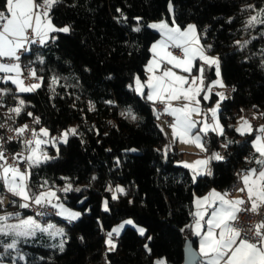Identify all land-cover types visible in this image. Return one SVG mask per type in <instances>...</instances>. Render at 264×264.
Masks as SVG:
<instances>
[{
    "label": "trees",
    "instance_id": "16d2710c",
    "mask_svg": "<svg viewBox=\"0 0 264 264\" xmlns=\"http://www.w3.org/2000/svg\"><path fill=\"white\" fill-rule=\"evenodd\" d=\"M247 5L261 9L264 0H59L52 7L53 23L59 28L69 26L70 31H58L59 41L31 46L23 57L41 70V86L18 94L11 82L0 85L11 90L6 94L11 103H16L14 96L22 97L24 113L39 117L38 128L46 127L51 136L76 124L77 135L58 147H48L53 159L32 168L29 185L39 193L73 183V189L80 191L60 195L82 215L73 226L65 225L63 252L44 234L22 243L30 260L42 255L45 259L36 264H99L106 249L110 264H155L157 259L182 264L195 196L211 188L227 189L237 169L255 164V132L241 135L234 127L242 108L255 105L264 110V25L246 27L251 9ZM4 6L5 0H0V10ZM160 19L181 27L194 23L205 46L211 45L220 58L225 85L235 88L233 96L221 102L224 135L209 132L205 141L208 155L232 141L227 160L211 161L210 176L194 180L191 169L178 163L182 151L173 149L165 156L162 147L167 137L153 102L129 88L136 76L145 73L151 46L160 37L149 25ZM136 27L140 31H134ZM236 41L248 43L241 47ZM204 75L207 86L215 76L213 67ZM53 77L58 83L52 82ZM90 105L94 111H89ZM44 181L48 184L42 189ZM118 185L127 195L117 193L119 199L112 200L107 189L114 191ZM95 193L108 200L109 211L89 201L80 204ZM127 219L144 227L145 234L127 226L118 236L116 250L107 251L104 232Z\"/></svg>",
    "mask_w": 264,
    "mask_h": 264
},
{
    "label": "snow or ice",
    "instance_id": "6c2138e0",
    "mask_svg": "<svg viewBox=\"0 0 264 264\" xmlns=\"http://www.w3.org/2000/svg\"><path fill=\"white\" fill-rule=\"evenodd\" d=\"M59 0H5V10L0 11V60L3 58H10L15 61L12 63L0 62V81L8 82L17 86V92H33L41 86L40 83L25 86L22 76V67L19 63L20 55L18 52H27L26 45L32 43L45 44L49 39V34L52 32L70 31L69 26L56 28L51 21L49 15L52 7L57 4ZM252 5H247L246 8H252ZM117 11H120L117 9ZM7 13V14H6ZM126 19V18H125ZM137 21L141 18L136 17ZM256 24L264 25V8L258 10L257 15L250 16L246 21V27H254ZM149 27L158 29L162 38L152 45L151 51L153 58L146 66V70L151 73L146 82H141L137 76L134 78V85H129L133 91L145 97L148 101L159 102L164 105L163 113H166L174 118L171 128L172 141L169 145H165V156L169 151H172V145L177 141L180 143L192 144L200 149L201 152H207L208 148L205 146V141L209 131L224 135V127L220 124L218 118V110L220 102L227 99L223 92H218L219 97L215 107L209 109L213 123H208L207 113L203 114V119L200 121L193 119V114L201 115L199 107L200 99L198 97L203 94V99L208 100L209 94L213 87H225L223 80L220 78V58L218 56L208 55L203 45H200L199 38L196 34V26L188 25L185 29H181L178 25L170 27L166 21L152 23ZM134 31H140L139 27L134 28ZM31 34V35H30ZM35 37V39H33ZM241 47L248 42H235ZM180 48L183 50V56L173 55L168 51L169 47ZM208 49L211 45L207 46ZM199 59L203 63L198 66L194 61ZM42 62V61H41ZM171 65L166 69L161 70V65ZM212 68L215 66L216 80L211 81L205 86V71L206 67ZM27 69L28 66H25ZM173 69H180L187 75H178ZM194 69L198 73L192 75ZM157 71L160 74L157 75ZM14 74V75H13ZM28 74L40 81L43 77H37L35 69H29ZM52 82L58 83L55 77ZM147 88V93L144 89ZM233 91L235 88L233 87ZM10 89H0V100L3 94L10 93ZM183 100L182 106L174 107L172 101ZM106 103H113L107 101ZM257 107V106H253ZM25 108V101L20 99L15 107L8 109V113H14L15 117H20ZM95 106L90 105L89 111H94ZM155 112V109H154ZM28 116H33V113L27 112ZM131 115V112H129ZM7 115V114H6ZM124 115V113H122ZM159 118L160 113H156ZM264 116V112L260 113ZM15 117L9 115L8 119ZM133 120L136 119L132 115ZM255 118V117H254ZM33 122L40 124L39 117H33ZM5 123H0V128H5ZM8 131L14 132L15 136H8V141L20 139L24 143L28 155L23 153H16L13 155L14 160H24L27 163V168L21 170L18 165L9 164L5 156V149L3 148V137H0V183L3 184L4 189L11 193L13 197L19 198L20 208H30L38 206L41 210L37 213L38 216L45 217L51 215L47 209L55 210L58 216L66 217L69 221L77 220L82 213L73 211L63 203L60 202V197L57 192L51 188H47V181H44L40 187L47 188L45 191L34 193L31 191L29 180L32 175L31 169L38 167L42 163L47 162L53 157H49L43 150L42 145L48 143L55 144L57 140L63 143L68 142V136L77 135L76 127L64 130L59 137H51L49 129L41 127L39 131L29 125L24 124L20 127L12 128L8 126ZM26 131L31 132L32 139L22 140ZM241 135H252L254 132L259 133L255 135L252 141V146L255 152L259 153V157L255 159V164L259 167L247 169L244 174L237 173V176L242 181L243 187L238 189L240 192H246L247 200L244 199H228V191L223 193L212 189L209 194L197 200L199 208L201 203H207V206L212 209L209 218L206 220L207 229L201 232L203 225L201 221L204 220V212L197 211L195 215L196 220V235L200 236L199 241V256L201 257L199 264H264V221L255 225H249L248 230L254 232V236H248L243 228L237 227L238 215L241 212H252L259 214L260 209L264 207V125H260L254 129L251 122L241 117L240 126L235 129ZM107 135V133H105ZM47 138V139H45ZM232 141L223 144L222 147L227 148ZM132 151H135L133 149ZM224 157L219 152H212L207 158L198 159L192 163L186 161H178L182 163L185 168L192 169L193 179L198 175H212L211 169L208 167L211 161L223 160ZM95 179V177H93ZM80 191L79 188L73 189L71 184L60 189L65 193L69 191ZM112 192L111 199H119L117 193L127 195L125 189L121 186H116L115 191L111 188L107 189ZM5 203L2 196H0V206ZM12 204H16L17 200H12ZM132 203V201H129ZM250 203V208L241 207ZM103 210L109 211L108 200L103 202ZM17 218L16 223H9L10 217ZM124 224H133L131 219L125 221L118 227L112 228L108 233L106 244L108 251L116 250V243L112 240L115 233L119 235ZM139 234L143 236L146 229L140 227ZM47 233L50 238L57 236L63 237L65 235L63 229H56L55 226L49 224L42 227L41 224L34 217L20 218V213H6L0 215V257L5 254H11L10 250H15L20 259H24V254L20 248L22 243H27L29 238L36 237L37 233ZM151 239V237H147ZM81 239H83L81 237ZM65 241L60 240L59 244L52 245L59 248L61 252L64 251ZM148 246L145 245V248ZM15 264V261H14ZM157 264H164L163 261H158Z\"/></svg>",
    "mask_w": 264,
    "mask_h": 264
},
{
    "label": "built area",
    "instance_id": "2783aa9c",
    "mask_svg": "<svg viewBox=\"0 0 264 264\" xmlns=\"http://www.w3.org/2000/svg\"><path fill=\"white\" fill-rule=\"evenodd\" d=\"M33 39H35V37H33ZM30 46L41 47L42 44H39L37 42V43H32V44L26 45L27 48H29ZM172 50L175 54L182 55L180 48H174L173 47ZM25 54H26V52H24V51L18 52V55H20L19 63L21 64V67L23 70L22 71V79H23L25 85L30 86L32 84L41 83L42 81H40V80H38V79H36V78H34L28 74L29 69H35L36 73H37V77H40V76L43 77L41 70H39L34 65V63L24 61L23 57ZM0 62L12 63L15 61L11 60L10 58H3L2 60H0ZM25 66H28V68L26 69ZM0 75H2V74H0ZM2 82H4V81H0V84ZM233 87H234L233 85H229V86L226 85V94L228 96H233V93H234ZM0 89H5V87L0 85ZM215 91H217L216 88H215ZM14 99H15L16 103H11V100L6 97V94H3V98H2V100H0V123L6 124L5 128H0V137L4 138L3 148L5 149V156L7 157L8 163L18 165L21 170H24L27 168L26 161L14 160L13 155L16 153H23L24 156H27L28 155L27 149H26L24 143H22L20 139L13 140V141L7 140L8 136H15L16 135L14 132L8 131V126H11L12 128H16V127H20L24 124H27V125H29V129L34 128L37 131H39L38 130L39 128H38L37 124H35L33 122V117H37V116L33 115L30 117L24 113L25 110L22 112L20 117H15L14 113H8V109L11 107L17 106L20 99L24 100L20 96H14ZM153 106H154L156 112L160 113L159 120L166 121L168 124L173 123L174 118L172 116L166 114V113H163V107H164L163 104L156 102L155 104H153ZM262 112H264V110H261L259 107L249 106V107L242 108L240 111V114L242 116H244L247 120H249L251 122L252 126L256 129L260 125H264V116L260 115V113H262ZM9 115H11L15 118L14 119H8ZM29 139H32L31 132L26 131L22 137V140H29ZM222 145L223 144H221L219 146L218 152L224 157L223 160H227L228 159L227 148L222 147ZM0 163H3V161H0ZM252 166L257 167L256 164H254ZM246 171H247V169H240V168L237 169L235 181L227 188L229 190V192H231V193L235 192L238 189L243 187L242 181L237 176V173L244 174ZM31 173H32V169H31ZM6 193H7V191H5V190L0 192V196H2L4 201H5V203L1 207H3L4 209H9L11 204H12L11 203L12 200H11V197L8 196ZM243 195H244V200H247V196H246L245 192H243ZM241 207L250 208V203H248L247 205L241 206ZM25 209H27L29 212H31L39 221H43L45 219H51V218L59 219V216L55 214V210H53L51 208L47 209V211L52 213V214L45 216V217H41V216L37 215V213L41 210L38 206H33L30 208H25ZM64 221H65L66 227L69 228V227L73 226V221H68V220H64ZM262 221H264V207H262L260 209L259 214L252 213V212H241L238 215V222H237L236 226L243 228L244 231L247 232L248 236L252 237V236H254V232L249 231L248 226L249 225H255V224L260 223ZM107 233L108 232H104V241L105 242H106V238H108ZM76 238L80 244L83 243V239H81V235H79V234L76 235ZM112 240L115 243H117L118 242V235L113 234ZM158 261H163L164 264H168L167 262H165L162 259H157L155 261V264H157ZM99 264H110L108 261V258L106 256V249H103V251H102L101 260H100Z\"/></svg>",
    "mask_w": 264,
    "mask_h": 264
},
{
    "label": "rangeland",
    "instance_id": "374dc122",
    "mask_svg": "<svg viewBox=\"0 0 264 264\" xmlns=\"http://www.w3.org/2000/svg\"><path fill=\"white\" fill-rule=\"evenodd\" d=\"M5 9L3 8V9H1L0 11H4ZM258 10L259 9H256V8H251L250 9V16H253V15H257V12H258ZM169 12H170V15H171V17H172V19H173V16H174V8H173V5H172V3H170V5H169ZM7 14V13H6ZM49 15H50V13H49ZM167 20V19H166ZM52 21V20H51ZM157 21H159V20H156V21H152L150 24H152V23H157ZM53 24V23H52ZM257 25H259V24H256L255 26H257ZM54 26L56 27V28H59V27H57L55 24H54ZM254 26V27H255ZM248 28H250V29H252L253 27H248ZM153 29V28H152ZM153 30H155V31H157L158 33H159V31H158V29H153ZM31 47V46H30ZM30 47L28 48V51L30 50ZM205 49H207V47L205 48ZM211 52H212V49L210 48L209 49ZM211 56H218L217 54H215V53H211ZM214 68V73H215V66H213ZM220 78L223 80V77H222V72H221V68H220ZM14 75V74H13ZM21 79H22V76H21ZM217 79V76H216V74H215V76H214V78H212L209 82H208V84L211 82V81H213V80H216ZM23 80V79H22ZM24 82V81H23ZM223 82H224V80H223ZM225 84V83H224ZM14 85V84H13ZM24 85H25V83H24ZM15 86V88H16V92H17V86L16 85H14ZM26 86V85H25ZM214 88H216L217 89V93L218 92H223L224 93V95L226 96V97H228V95L226 94V86L225 87H220V86H215ZM18 94H25V93H31V92H25V93H19V92H17ZM211 99V93L209 94V99H208V101ZM219 100V97L217 96V98L216 99H214V100H212V101H210V104H209V107H208V109H211V108H213V107H215L216 106V104H217V101ZM222 102V101H221ZM221 102H220V107H219V110H218V113H217V115H218V118H219V121H220V124L224 127V124H223V122H222V120H221V118H220V110H221ZM88 104V103H87ZM209 111V110H208ZM204 113H207V111H204ZM203 113V114H204ZM209 113V114H208ZM207 113V115H210L211 116V113L210 112H208ZM203 114H202V119L204 118L203 117ZM241 117H243L242 115H240L238 118H237V125H238V127L240 126V123H241ZM244 118V117H243ZM199 121H200V119H199ZM160 124H161V127H162V129L164 130V132H167V131H169L168 130V127L163 123V122H160ZM72 127H77L76 126V124L75 123H71L70 124V126H69V128H72ZM46 128V127H45ZM68 128V129H69ZM40 129V128H39ZM38 129V130H39ZM224 131H225V128H224ZM259 134V133H258ZM257 134V135H258ZM51 136V135H50ZM60 136V134L59 135H53V136H51V137H59ZM70 136V135H69ZM69 136H68V138H69ZM67 138V139H68ZM45 139H47V138H45ZM59 144H64L63 142H61L60 140H57L56 141V143L55 144H53V143H48V144H46V145H42V148H43V150L46 152V154L49 156V157H51L50 156V154H49V146H53V147H58L59 146ZM166 145V144H165ZM164 145V146H165ZM163 151V153H165L164 152V149L162 150ZM68 184H71L72 185V188H73V183H68ZM68 184H65L63 187H61V186H54L53 188H51V189H53V190H55L56 192H57V195L60 197V202L61 203H63L64 205H65V207H67V208H69V209H71V210H73V211H77V212H81L82 213V211L80 210V209H78V208H76V207H72L71 205H69V203L67 202V200H66V197H64V196H61L60 195V192H63V191H60V189H62V188H64L65 186H67ZM4 188V187H3ZM5 190V189H4ZM47 190V189H46ZM6 191V190H5ZM45 191V190H44ZM115 191V190H114ZM69 192H71V191H69ZM65 193V192H64ZM8 196H10L11 197V200H17V203L16 204H11V206H10V208L9 209H4L3 207H1L0 206V215H5L6 213H20V218H27V217H29V216H31V217H34L40 224H41V226L42 227H46V226H48L49 224H51V225H53V226H55V228L56 229H63L64 230V233H65V235H66V227H65V224H61V223H59L60 222V220H68L66 217H63V216H59V219H55V218H51V219H45V220H43V221H39L31 212H29L27 209H21L20 207H19V203H18V201H20L19 200V198H17V197H13L12 195H11V193H6ZM85 201H91V203L92 204H95V205H100V207H101V209L103 210V202L105 201L104 199H103V194H100V193H95V194H93V195H90V196H86L83 200H81V202H80V204H82V203H84ZM21 202H23V201H21ZM81 217V216H80ZM79 217V218H80ZM78 218V219H79ZM77 219V220H78ZM77 220H75V221H77ZM127 220H129V219H127ZM127 220H125V221H127ZM69 221V220H68ZM125 221H123V222H121L120 224H118V225H116L115 227H118L119 225H121V224H123ZM9 223H16L17 222V218L15 217V216H12V217H10V219H9V221H8ZM74 222V221H73ZM127 226H131V227H133V228H135L137 231H138V229L140 228V227H142V226H140V225H138L137 223H135L134 221H133V224H131V225H129V224H124V227L123 228H121V230H120V233H119V235L122 233V231L127 227ZM144 228V227H143ZM145 229V228H144ZM39 234H44V235H46V236H48L49 237V235L47 234V233H40V232H38L37 233V235H39ZM115 234V233H114ZM36 235V236H37ZM65 235L63 236V237H61V236H57V237H55V238H51V239H53V240H55L57 243L56 244H59V242H60V240L61 239H63L64 241H65ZM118 235V236H119ZM35 238V237H34ZM108 238H106V240H107ZM65 246V245H64ZM20 248H21V250H22V252H23V254H24V259H20V257L17 255V253L15 252V250H10V255L9 254H5L4 256H2V257H0V264H14V261H15V264H36L38 261H42V260H44L45 259V257L44 256H42V255H37V257H35V259L34 260H30L29 258H30V256H31V254H30V252L25 248V246L23 245V244H21L20 245ZM56 248V247H55ZM106 248H107V251H108V245L106 244ZM3 251V249H1L0 250V252H2Z\"/></svg>",
    "mask_w": 264,
    "mask_h": 264
},
{
    "label": "crops",
    "instance_id": "0c3cea01",
    "mask_svg": "<svg viewBox=\"0 0 264 264\" xmlns=\"http://www.w3.org/2000/svg\"><path fill=\"white\" fill-rule=\"evenodd\" d=\"M50 17H51V20H52V16L50 15ZM166 21L167 23H168V25L170 26V27H174V26H177L178 24L176 23V22H169L168 20H166V19H160L159 21H157V23L158 22H160V21ZM52 23H53V21H52ZM195 25L194 23H189L188 25ZM53 25H54V23H53ZM188 25H186L185 27H181L180 25H178L182 30L183 29H185ZM196 26V25H195ZM159 31V30H158ZM58 32V31H57ZM57 32H52V33H50L49 34V39L47 40V42H49V41H59V37H58V34H57ZM159 34H160V37H159V39L157 40V41H159L161 38H162V35H161V33L159 32ZM196 34H197V37L199 38V43H200V45H203L205 48H206V46H205V44H204V42H203V40H202V38H201V35H200V33H199V31H198V29H197V27H196ZM156 41V42H157ZM46 42V43H47ZM156 42H154V43H156ZM153 43V44H154ZM152 44V45H153ZM151 48H152V46H151ZM172 48L173 47H169L168 48V51H170L173 55H176V56H183V50L181 49V53H182V55H177V54H175L174 52H173V50H172ZM206 52H207V54L208 55H211V51L207 48L206 49ZM153 58V52L151 51V57H150V59L147 61V63H146V66L148 65V63H149V61L151 60ZM201 63H203L202 61H200L199 59H197L196 61H194V64H196L197 66L199 65V64H201ZM146 66H145V73H144V75H142V76H138L139 78H140V80H141V82L143 83V82H146L147 80H148V77H149V75H151V73H149L147 70H146ZM161 70H163V69H166V68H168V67H171V65H167V64H162L161 66ZM206 67V70L208 69L207 68V66H205ZM214 68V67H213ZM220 68H221V64H220ZM174 71H176L177 72V74L178 75H187L186 73H184V72H182L180 69H173ZM206 72V71H205ZM157 75H159L160 74V71H157V73H156ZM198 73L196 72V70L194 69V71H193V73H192V75H197ZM205 76V75H204ZM137 77V76H136ZM8 82H11V81H8ZM225 83V82H224ZM132 85L133 86H135L134 85V82L132 83ZM205 86H206V84H205ZM147 91H148V89L147 88H145L144 89V92L145 93H147ZM216 93H217V91H215V88L213 87V89H212V91H211V98H212V96L215 94L216 95ZM203 94L204 93H201V96L200 97H198V99H200V104H199V107H200V109H201V115H196V114H193V119L194 120H197V121H199V119L200 120H202V114L204 113V111H207V113L209 112L208 110V107H209V104H210V100L208 101V100H204L202 97H203ZM217 98V96L215 97V99ZM151 102V101H150ZM183 103H184V101L183 100H179V101H172V104H173V106L174 107H178V106H182L183 105ZM209 114V113H208ZM244 117V116H243ZM245 118V117H244ZM246 119V118H245ZM160 122H163L167 127H168V130L169 131H167V132H164L165 133V135H166V137H167V142H166V145H169L170 143H171V141H172V134H171V128L169 127V125L170 124H168L166 121H163V120H159ZM208 123H213V121H212V119H211V116L210 115H208ZM237 123V120H236V122H235V124H234V127H235V129L238 127V125L236 124ZM161 125V124H160ZM254 128V127H253ZM255 129V128H254ZM164 131V130H163ZM209 132H211V131H209ZM214 133V132H213ZM209 134V133H208ZM215 134H217V133H215ZM240 134V133H239ZM258 133H256L255 132V135H257ZM218 135V134H217ZM218 136H220V135H218ZM254 138H255V136H254ZM253 138V139H254ZM253 141V140H252ZM253 147V146H252ZM172 148L173 149H177L178 151H182L183 152V159H182V161H186V162H188V163H192L193 161H195V160H198V159H204V158H207L209 155H208V153L207 152H201L200 151V149L199 148H197L196 146H194V145H192V144H186V143H180L179 141H177L174 145H172ZM163 149H165V146H163L162 147V150ZM254 149V148H253ZM254 152H255V150H254ZM256 153V155H255V159L256 158H258L259 157V153H257V152H255ZM254 159V160H255ZM180 164H182V163H180ZM183 165V164H182ZM210 169H211V164H209V166H208ZM191 171H192V169H191ZM198 176H201V175H198ZM212 189H215L216 191H218V192H221V193H223L224 191H228V199H244V195H243V192H240V191H235V192H229V190L228 189H218V188H211V189H209L207 192H205L204 194H200V195H196L195 196V198H194V220H193V222H192V224H190L189 226H188V235H187V238H192L193 239V242H194V246L196 247V249L198 250V252H199V241H200V236H197L195 233H196V227H195V224H196V220H197V216L195 215V213L199 210V211H202V212H204V220H202L201 221V224L203 225V228L201 229V232L203 233V231H206V229H207V225H206V220L209 218V215H210V213H211V211H212V209L210 208V207H208L207 206V203L205 202V203H201L200 204V206H199V208H198V206H197V200L199 199V198H203V197H205V196H207L208 194H209V192L212 190ZM245 194H246V192H245ZM247 196V195H246ZM89 202H91V201H89Z\"/></svg>",
    "mask_w": 264,
    "mask_h": 264
},
{
    "label": "water",
    "instance_id": "95a60500",
    "mask_svg": "<svg viewBox=\"0 0 264 264\" xmlns=\"http://www.w3.org/2000/svg\"><path fill=\"white\" fill-rule=\"evenodd\" d=\"M2 188L0 186V192ZM184 260L182 264H199L201 257L199 256V252L194 246V242L192 238H187L185 241L184 248Z\"/></svg>",
    "mask_w": 264,
    "mask_h": 264
}]
</instances>
